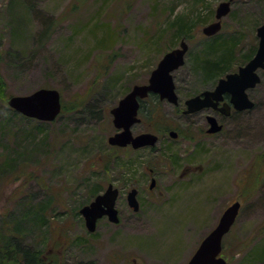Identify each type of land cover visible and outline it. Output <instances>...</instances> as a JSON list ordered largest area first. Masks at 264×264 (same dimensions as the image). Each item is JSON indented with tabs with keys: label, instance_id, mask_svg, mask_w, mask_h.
Here are the masks:
<instances>
[{
	"label": "rangeland",
	"instance_id": "1",
	"mask_svg": "<svg viewBox=\"0 0 264 264\" xmlns=\"http://www.w3.org/2000/svg\"><path fill=\"white\" fill-rule=\"evenodd\" d=\"M222 1L0 0V264H23L18 245L38 251L46 264H185L235 201L241 208L223 239L222 256L228 264H264V69L260 83L247 91L252 109L222 118L224 129L200 147L174 146L200 166L195 173L203 179L165 189L166 166L160 165L166 192L155 194V201L142 192L137 219L129 217L122 196L127 227L101 228L95 237L79 213L93 187L104 190L116 181L126 192L143 185L131 177L140 174L141 164L123 172L120 162L127 157L107 143L115 131L109 111L132 86L147 82L167 51L182 39L188 45L185 63L172 72L181 101L216 83L193 69L194 55L209 39L237 36L226 73L254 55L264 0H233L222 29L203 36L201 28L214 20ZM198 14L202 20L180 39L167 28L178 15L193 20ZM39 88L60 94L61 113L50 123L20 118L2 103ZM156 99L146 102L157 112L155 122L185 126L171 115L172 104ZM165 146H159L160 162L172 158Z\"/></svg>",
	"mask_w": 264,
	"mask_h": 264
},
{
	"label": "water",
	"instance_id": "2",
	"mask_svg": "<svg viewBox=\"0 0 264 264\" xmlns=\"http://www.w3.org/2000/svg\"><path fill=\"white\" fill-rule=\"evenodd\" d=\"M232 1H222L217 5L214 13L215 21L201 28L202 35L211 37L221 30V21L230 12ZM256 35L258 45L251 59L244 66L239 67L237 72L226 74L220 78L213 90H205L201 95L186 100L185 113L203 108L216 109V105L223 100V95L226 93L230 96V103L235 110L243 111L254 107V103L249 99L246 91L260 83L258 71L264 69V23L256 29ZM187 50L188 45L182 39L177 48L162 56L151 71L146 84L134 85L110 109L112 124L118 130L107 138V143L110 146L124 147L131 144L134 148H139L155 143L156 138L150 134H142L135 138L130 134V127L139 121L137 117L138 99H143L149 93H153L157 94L161 100L177 104L178 98L175 93L172 72L184 64ZM6 103L10 109L22 116L41 122H52L61 112L60 94L52 88H39L27 95L10 96ZM219 110L224 115L229 113L226 103ZM207 119L208 133L213 134L221 131L222 126L218 124L214 116L209 115ZM117 193V190L109 185L102 194L97 195L92 202L79 210L89 233L95 231L97 220L103 216H107L112 223L118 222L117 210L114 207ZM135 195L136 191L132 190L127 199L129 206L137 211L138 204ZM240 206V202L235 201L224 209L216 226L204 237L187 264H227L226 260L219 256L222 250V239L235 223Z\"/></svg>",
	"mask_w": 264,
	"mask_h": 264
},
{
	"label": "flooded vegetation",
	"instance_id": "3",
	"mask_svg": "<svg viewBox=\"0 0 264 264\" xmlns=\"http://www.w3.org/2000/svg\"><path fill=\"white\" fill-rule=\"evenodd\" d=\"M245 63L243 65H245ZM215 86H216V83L211 88L204 87L203 90L193 93L192 95L186 97L182 101L178 98L177 104H172L174 108L176 109V111H173L171 115L178 122H181L183 120L185 123V126L182 124L180 125L175 121L176 125L173 124L169 127L168 126L159 127V123L157 121L156 122L154 121L155 119L154 115L157 112H152V110L146 106V102L149 99H153L151 96H153L154 98H158L160 101H163V100H161L157 94H153V93H149L147 97L143 99H138L139 107L137 111V117L139 121L130 127V134L133 138L138 137L139 135H142V134H150L156 138V141L153 145H146V146L139 147V148H134L131 144H127L124 147H116V148H119L122 151V155L124 157H127L124 160L125 162H120V166L123 172L127 171L130 164H134V163L141 164L142 168L140 170V174H137V175L133 174L131 177H136V178H133V180H135L136 182H142L143 185L142 186L137 185V184L132 185L129 188H127L126 192H123L124 188H122L121 186H116L114 184L116 182L115 181V182H108L104 190L98 189V191L93 195V198L90 202H92L97 195L102 194L108 188L109 185H112V187L117 190L118 193H117V197L114 203V207L117 210L118 222L112 223L108 220L107 216H103L97 220L95 231L93 233H89L90 235L95 237L97 232L101 230V228L103 230H107L110 227H118V226L127 227L125 225V219L123 218L122 204L119 205V200L122 198V196H124L126 207L129 209V214H130L129 217L133 219H137L138 218L137 214L141 212V209L143 207V200L140 196L142 192H145L148 195L147 197L148 201H151V200L155 201L156 199L155 194H160V195L164 194L166 192V190H163L164 188L165 189L170 188L173 191L174 190L178 191L181 184L190 183L192 179L194 178H197V179L204 178L203 174L199 175L195 173L196 168L200 169V166H195L194 162H192V159L191 158L188 159L189 157L188 153L186 154L185 152L181 151L182 153L180 154L179 152H177L174 146L177 145L178 143H182V144L190 143L192 144L193 147L195 146V148L196 146L200 147V144L203 143L204 139L211 138L215 134H217V133H213V134L208 133L209 123H208L207 117L209 115H212L216 118L218 124L222 126V129H221L222 131L224 129V121L222 120V118H226L230 116V114L232 113L242 112V111H236L233 108L232 104L230 103V96L226 93L223 95V100L216 105V109L215 108H203L195 112L185 113L187 109L186 100H188L191 97L201 95V93L205 90H213ZM175 92L177 95L176 87H175ZM225 103L229 107L228 115H224L219 110L220 108H223V104ZM114 133H116V130L112 134ZM161 143L166 145L165 149H167V153L169 152L168 153L170 154L169 157H172V158H168V161L166 162H160L161 161V158H160L161 151H160L159 146ZM195 152L200 153L201 150L198 148V149H195ZM142 154H145V155L143 156ZM182 155L184 158L181 159L180 156ZM142 157H145V158L147 157L149 161L148 162H129L130 158L141 159ZM162 164L166 166V170L163 173L166 174L165 178H166V181H168L169 183V185L165 186L163 189H162V178H160V176L163 177L164 175H162L161 170L159 168L160 165ZM112 165L107 166V169L110 170ZM132 190L136 191L135 199L138 204L137 211H134V209L130 207L128 204L127 196L129 192ZM101 225H104L106 228L102 227ZM107 234H108L107 242L111 244L112 243V238H110L111 233L107 232ZM191 257L189 258V260L191 259ZM116 258L122 259L123 257L120 254V255H116ZM224 259L226 260V258ZM188 261L185 264H187Z\"/></svg>",
	"mask_w": 264,
	"mask_h": 264
},
{
	"label": "trees",
	"instance_id": "4",
	"mask_svg": "<svg viewBox=\"0 0 264 264\" xmlns=\"http://www.w3.org/2000/svg\"><path fill=\"white\" fill-rule=\"evenodd\" d=\"M197 1L198 3H202L204 0ZM201 20L200 14H198L193 20H187L184 16L178 15L174 18V20H172V22L169 23L167 28H174V38L180 39L182 36L189 34L195 24ZM237 46L238 38L234 35H231L227 38L213 37L209 39V41L204 44L202 51L193 57L194 71L199 75L201 74L206 80H212V82L217 81V79L221 77V75L225 74L227 70L230 69V66L234 63L235 49ZM249 57L246 55L245 59ZM151 97L154 100V97ZM2 103L4 106L5 104L7 105L5 100ZM8 111L10 112L9 108ZM17 115L20 118L22 117L25 120H29L19 114ZM10 122V120H6L4 126L7 127L9 124H11ZM43 123L44 122H41L42 125ZM159 127L167 126L159 125ZM97 191L98 188H91L90 196H93ZM17 251V255L23 261V264H46L38 251L30 250L29 248L25 247L21 248L19 245L17 246Z\"/></svg>",
	"mask_w": 264,
	"mask_h": 264
}]
</instances>
